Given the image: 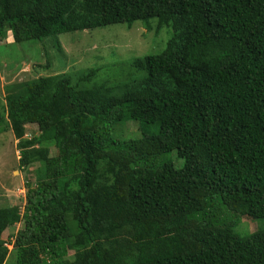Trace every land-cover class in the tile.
Returning a JSON list of instances; mask_svg holds the SVG:
<instances>
[{
    "label": "trees",
    "instance_id": "trees-1",
    "mask_svg": "<svg viewBox=\"0 0 264 264\" xmlns=\"http://www.w3.org/2000/svg\"><path fill=\"white\" fill-rule=\"evenodd\" d=\"M139 22L171 32L118 95L94 69L7 87L0 131L35 173L0 208V264H264V228L234 231L264 221V0H0V43ZM125 122L159 133L113 139Z\"/></svg>",
    "mask_w": 264,
    "mask_h": 264
},
{
    "label": "rangeland",
    "instance_id": "rangeland-1",
    "mask_svg": "<svg viewBox=\"0 0 264 264\" xmlns=\"http://www.w3.org/2000/svg\"><path fill=\"white\" fill-rule=\"evenodd\" d=\"M142 23H136L129 29L116 25L61 34L45 38L43 44L34 41L12 44L9 33L0 43V111L5 105L8 86L52 74H63L74 84L80 75L94 69L97 73L93 81L85 86H103L118 95L127 83L138 78L128 76L129 63L124 62L146 54L159 53L164 49L171 32L170 29L163 28L157 34L153 27L147 29ZM152 23L156 24L155 21ZM158 133L157 127L144 129L138 122H125L113 126L112 138L139 139L143 135ZM38 135L35 125L26 126L24 138L32 139ZM17 143L10 131H0V208L17 206L22 212L27 192L26 183L31 182L34 186L32 177L35 171L19 168ZM49 148V155L54 156L55 149ZM162 161L172 164L175 169L183 165L175 152L164 155ZM21 227V223L16 224L6 230L5 235H15ZM259 227L264 228V221L242 218L234 231L245 237Z\"/></svg>",
    "mask_w": 264,
    "mask_h": 264
}]
</instances>
